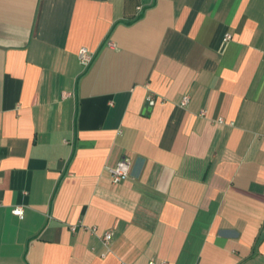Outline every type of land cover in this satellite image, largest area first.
Segmentation results:
<instances>
[{
  "label": "crops",
  "instance_id": "crops-1",
  "mask_svg": "<svg viewBox=\"0 0 264 264\" xmlns=\"http://www.w3.org/2000/svg\"><path fill=\"white\" fill-rule=\"evenodd\" d=\"M152 259L264 264V0H0V264Z\"/></svg>",
  "mask_w": 264,
  "mask_h": 264
},
{
  "label": "built area",
  "instance_id": "built-area-1",
  "mask_svg": "<svg viewBox=\"0 0 264 264\" xmlns=\"http://www.w3.org/2000/svg\"><path fill=\"white\" fill-rule=\"evenodd\" d=\"M229 34L226 36V39L229 38ZM107 45L109 47L114 48L115 47V43L112 40H107ZM94 56L95 53L90 50L88 47H82L79 52H78V60L81 64V66L83 67L84 70L88 69L90 67V65L92 64L93 60H94ZM154 97L153 95H149L148 96V100H152ZM190 101L189 96H184L181 104L183 106H186ZM204 113V112H203ZM67 142V141H66ZM108 171L111 175V179L112 182L114 184H118L120 182H123L124 180H126L131 173V161L129 158L124 157L122 159H120L117 164L113 167H109ZM12 212L14 215L23 218L25 215V208L21 205L19 206H15L12 209ZM72 231H76L77 230V226H71ZM93 231H95V229L93 228ZM112 238V233L111 232H105L104 236H103V242L104 245L107 246L109 241ZM148 264H168V262L166 260H155L152 259L151 261H149Z\"/></svg>",
  "mask_w": 264,
  "mask_h": 264
}]
</instances>
